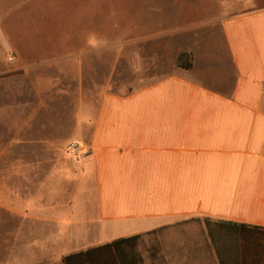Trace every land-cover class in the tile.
Masks as SVG:
<instances>
[{
	"label": "crops",
	"instance_id": "1",
	"mask_svg": "<svg viewBox=\"0 0 264 264\" xmlns=\"http://www.w3.org/2000/svg\"><path fill=\"white\" fill-rule=\"evenodd\" d=\"M179 1L142 33L189 41L131 87L102 84L118 45L86 41L82 0H0L1 220L30 257L13 264H264V0ZM204 217L247 227L178 229Z\"/></svg>",
	"mask_w": 264,
	"mask_h": 264
},
{
	"label": "rangeland",
	"instance_id": "2",
	"mask_svg": "<svg viewBox=\"0 0 264 264\" xmlns=\"http://www.w3.org/2000/svg\"><path fill=\"white\" fill-rule=\"evenodd\" d=\"M57 1L59 3L62 0ZM175 1L164 0L165 3L163 4L168 9V6ZM47 2L48 10L50 11L52 9V1ZM157 3L158 0H82L81 4L84 5V12L80 20H84L85 30L83 37L86 38V41H100L99 43L115 42L118 45L117 48L102 49L100 51L102 84L108 78L117 79L119 84L124 83L130 86L133 82L139 84L142 75L140 74L142 64H147L148 61L152 64L153 59L151 57L156 60V55L161 54V52L164 53L167 60H170L172 43L174 41L184 43L189 41V35H159L146 39L143 37L142 29L146 31L150 27L149 30H151V26L156 22ZM177 3H180L182 15H185L184 12L194 9L195 4H200L201 2H197V0H181V2ZM60 6L62 8V3L58 4V9ZM54 8L56 7L54 6ZM73 9L71 4L67 7L63 6L61 10L68 14V12L72 13ZM94 29L95 32L93 31ZM95 33L99 40L94 38ZM143 53L145 60L142 56ZM185 53L187 55L185 59L188 60V53ZM97 59H99V56H97ZM84 63L87 65L88 60H84ZM3 214L0 211V264H13L14 260H18V257L20 261L25 263L30 259L28 257L29 251L22 250L19 252V256L18 253L14 256L12 235L16 226H12L13 221L8 218H5L2 223ZM28 228L22 226L21 233L23 234L25 230L26 232L24 233L28 234ZM178 229L183 234L207 235L204 222L200 218L184 221Z\"/></svg>",
	"mask_w": 264,
	"mask_h": 264
},
{
	"label": "trees",
	"instance_id": "3",
	"mask_svg": "<svg viewBox=\"0 0 264 264\" xmlns=\"http://www.w3.org/2000/svg\"><path fill=\"white\" fill-rule=\"evenodd\" d=\"M185 56H187L186 53H182L180 55V57H179V60H180L179 66H181L183 68H188L190 66V64L186 63L184 61ZM196 219H199V218H196ZM202 220H203L205 228H206L207 236L209 234L211 237L213 236V229L222 227L223 223L224 224H226V223L233 224V225L239 226L241 228H246L247 227L245 224L236 223V222H230V221L229 222H227V221L226 222L225 221H215L214 222V221H211L210 219H208V217H204ZM252 228L262 229V227H257V226H254ZM127 239L128 238H120V239L115 240L113 243L116 244V243H119V242H122V241H126ZM68 259H69V256L64 257V260L66 262H68Z\"/></svg>",
	"mask_w": 264,
	"mask_h": 264
},
{
	"label": "built area",
	"instance_id": "4",
	"mask_svg": "<svg viewBox=\"0 0 264 264\" xmlns=\"http://www.w3.org/2000/svg\"><path fill=\"white\" fill-rule=\"evenodd\" d=\"M12 58H13V55L12 54L9 55L8 59L11 60ZM67 148H68V151L71 154H73L75 157L83 156L88 152L87 147L80 145L79 143L75 141L69 142Z\"/></svg>",
	"mask_w": 264,
	"mask_h": 264
}]
</instances>
